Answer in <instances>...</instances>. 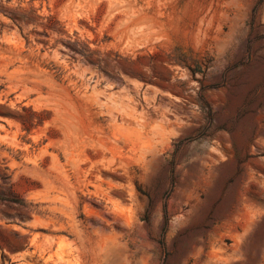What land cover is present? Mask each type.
<instances>
[{
  "label": "rangeland",
  "instance_id": "rangeland-1",
  "mask_svg": "<svg viewBox=\"0 0 264 264\" xmlns=\"http://www.w3.org/2000/svg\"><path fill=\"white\" fill-rule=\"evenodd\" d=\"M222 257L264 264V0H0V264Z\"/></svg>",
  "mask_w": 264,
  "mask_h": 264
},
{
  "label": "bare ground",
  "instance_id": "bare-ground-1",
  "mask_svg": "<svg viewBox=\"0 0 264 264\" xmlns=\"http://www.w3.org/2000/svg\"><path fill=\"white\" fill-rule=\"evenodd\" d=\"M57 239H58V237H55V236H53L51 238L50 245H49V251H52L53 250L54 245L56 244ZM228 262H229V257L228 258L222 257V258L218 259V261L216 262V264H226ZM107 264H123V263L117 262V261H113V260H108V263Z\"/></svg>",
  "mask_w": 264,
  "mask_h": 264
}]
</instances>
